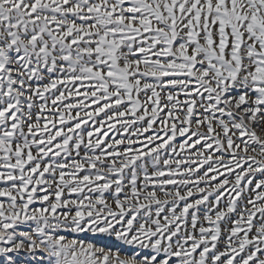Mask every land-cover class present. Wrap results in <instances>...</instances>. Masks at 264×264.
Masks as SVG:
<instances>
[{
  "label": "snow or ice",
  "instance_id": "6c2138e0",
  "mask_svg": "<svg viewBox=\"0 0 264 264\" xmlns=\"http://www.w3.org/2000/svg\"><path fill=\"white\" fill-rule=\"evenodd\" d=\"M0 264H264V0H0Z\"/></svg>",
  "mask_w": 264,
  "mask_h": 264
}]
</instances>
